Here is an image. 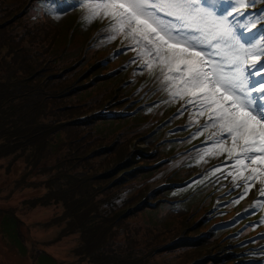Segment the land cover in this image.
I'll use <instances>...</instances> for the list:
<instances>
[{"label":"rangeland","instance_id":"1","mask_svg":"<svg viewBox=\"0 0 264 264\" xmlns=\"http://www.w3.org/2000/svg\"><path fill=\"white\" fill-rule=\"evenodd\" d=\"M45 1L50 5H46ZM57 2L59 0H0V67L7 65L24 81L40 75L45 87L60 88L53 98L46 101L47 110L55 115L48 117L58 120L57 123L63 121L76 131L73 134L64 131L61 139L63 147L75 151L81 159V167H71L70 159L65 158L71 180L70 185H66L59 168L55 166V159L65 156L63 147L57 151L49 150L39 160L29 161L22 156L0 160V264H56L57 261L58 264H84L79 258H73L74 251H70L77 243V235L61 231L64 219L59 216L63 206H69L73 198L90 202L93 191L94 194L109 195L106 199L108 204L104 203L102 207L110 206V203L122 209L126 205L142 204L149 198L155 202L152 206H159L163 205L159 201L169 188L174 194H183L185 190H196L204 183L209 190L205 186L201 189L212 194L204 205V196H198L180 205L167 204L156 210L148 209L143 214L144 221L157 223L161 218L170 216L164 222L167 227H162L161 231L166 236L178 235L185 226L188 228L199 222L205 211L202 206H211L208 202L211 200L216 206L214 219L207 220L202 231L210 232L215 220L223 224L242 213L247 219L232 225L235 229L243 226L241 232L235 233V242L225 241H231L229 234L233 230L222 232L218 234L219 239H215L224 242L223 246L232 252L234 260L242 258L246 264H261L264 253L252 251L254 247L259 251V242L264 241L257 234L260 228H256L261 219L257 217L255 226H252L254 221L250 223L249 220L253 218L244 211L247 205H261L253 215L262 213L264 216V211H261L264 198L257 197L259 181L252 187L255 190L248 192L247 200L239 201L240 196L236 195L244 188L233 184L227 170L223 169L222 178H210L213 172H205L216 171L214 164L216 167L233 164L227 161L226 154L201 160L205 149L211 147V141L202 142L216 129H201L203 135L197 131L206 121V117L196 115L198 106L186 104L185 100L171 99L164 82L140 67L143 60L130 63L136 55L135 51L124 47L128 42L122 37L108 39V23L104 19L88 23L84 19L87 9L83 5L72 10L65 7L61 13L53 14L51 8ZM50 12L53 16L48 14ZM33 39L37 46L30 44ZM5 40L8 45L4 44ZM12 47L15 54L11 51ZM59 48L65 52L61 59L53 57ZM58 73L61 74L60 80H56ZM70 85H73L70 90L61 91ZM107 110L119 112L117 114L124 112L127 116L120 117V121L103 122L101 118L107 119ZM71 118L77 120L73 125L69 121ZM134 147L142 148L143 155L137 156L136 150L133 153L136 159L128 162V166L133 168L123 173L127 176L125 183L129 184V188L123 189L118 198L105 190L110 185L106 184L100 172L107 167L105 163L113 164V157L117 165L122 164L127 151ZM105 152L112 154L104 156ZM31 162L35 167L29 164ZM138 164L147 170L132 175ZM209 167L211 169L207 170ZM51 179L57 183L51 193L53 200L51 203L42 202L37 196L42 195L45 184ZM64 189L68 190L64 193ZM155 197L158 199L154 200ZM234 200L239 202L233 203ZM73 206H77L75 201ZM79 206H84V203ZM8 213L21 220L17 225L14 219L15 227L11 231L3 224L5 216L9 217V222L5 221L7 225L14 218L6 215ZM221 219L226 220L222 222ZM137 220V217L131 218L124 226L135 231L136 227H140ZM246 222L248 227H244ZM195 230L191 228L190 235L198 234ZM9 232L11 235L20 232L22 239L12 236L11 240ZM144 233L146 235V230L142 229L140 234L135 235L142 236ZM117 239L121 240V236ZM194 249L176 247L159 254V264L194 261L198 257V250ZM248 251L253 255H249ZM44 253L49 257H45Z\"/></svg>","mask_w":264,"mask_h":264},{"label":"snow or ice","instance_id":"2","mask_svg":"<svg viewBox=\"0 0 264 264\" xmlns=\"http://www.w3.org/2000/svg\"><path fill=\"white\" fill-rule=\"evenodd\" d=\"M255 3L74 0L66 5L85 6L88 23L107 18L108 39L122 37L128 42L124 47L135 51L130 63L143 60L140 67L164 82L171 99L199 106L196 115L206 121L197 131L216 129L202 142L211 141V147L201 160L226 154L233 164L227 174L244 184L239 199L256 181L264 196V9L250 12Z\"/></svg>","mask_w":264,"mask_h":264},{"label":"trees","instance_id":"3","mask_svg":"<svg viewBox=\"0 0 264 264\" xmlns=\"http://www.w3.org/2000/svg\"><path fill=\"white\" fill-rule=\"evenodd\" d=\"M45 4L50 5L48 1H45ZM48 14L52 16L51 13ZM4 44L8 45L6 40ZM30 44L37 46L34 39L30 41ZM59 49L58 52H55L54 55L51 53V55L61 59L65 52L61 48ZM11 51L14 54L16 53L13 47ZM79 58L80 56H78L77 61ZM40 61L43 60L40 59ZM60 77L61 74L58 73L56 80H60ZM73 85L67 86L61 91L66 92ZM59 89L57 87H45L40 75L32 79L26 78V81H24L16 71L10 70L7 65L3 64L0 67V160L19 156L29 161L39 160L49 150L57 151L59 147H63L61 135L64 131H69L72 134L76 132L63 121L57 123L58 120H51L48 117L54 114L47 110L46 101L53 98V95ZM119 116L120 114H115V117L110 121H119ZM101 119V121L107 120L104 117ZM69 121L73 125L77 120L71 118ZM63 150L65 151V156H63V159L61 156H58L55 159V166L56 169L59 168L58 170L64 183L70 185L71 180L65 158L70 159L69 163L71 167H81V159L78 158L75 151L68 150L65 147H63ZM135 150L137 156L143 155L142 148L136 149L134 147L133 150L127 151L128 153L125 155L122 164L117 165L113 157V164L109 162L105 163L107 167L100 172L104 176L103 179L107 181L106 184L110 185L105 190L118 198H120L121 191L129 185L125 183L127 176L126 174L123 175V173H128L133 168L132 165L128 166V162L136 159V155H133ZM111 154L112 152H105L104 156H110ZM29 164L35 167L34 162ZM135 168V172H132V175H136L137 171L143 172L147 170L140 164L138 166L135 165ZM112 177L114 178L112 179ZM56 186L57 183L53 179L49 180L45 184V191L42 195L37 196V198L42 202L48 201L51 203L53 200L51 193L55 191ZM67 190L64 189L63 192L65 193ZM191 195L188 193L182 197L185 198ZM108 197L107 193L94 194L92 191L90 202L73 198L69 202V206H63V210L59 216L64 219L61 231L77 235V243L70 251H74L73 258H79L84 264H159V254L169 252L179 246L181 248H195L194 250H198V257L186 264H246L242 258L234 260L232 252L223 246L224 242L222 240H218V234L232 230L233 221L219 224V220H215V224L211 225L213 232L202 231L205 222L211 218L214 219L215 214H213L214 208L212 206H205V211L199 222L190 225V228L196 229L195 231L198 234L188 236V233H186L179 240H175L172 238L173 234L166 236L161 231L162 227H167L164 223L166 220H158L157 223H146L144 221L143 214L148 209L154 208L152 207L155 203L152 201L153 199L149 198V201L143 202L146 204L140 203L136 206L126 205L122 209L110 203V206L102 207V204H108L106 201ZM163 197L165 198H162L159 202L169 203L171 197H167L166 195H163ZM155 198L154 200L158 199V197ZM73 201L77 203V206H73ZM135 201L139 203V200L135 199ZM82 203H84V206H79ZM116 205L119 204L116 203ZM158 205L156 209L161 207V204ZM209 212L211 215L208 216ZM6 215L14 217H10L11 223L9 225L5 223L6 220L9 222V217L5 216L6 218H3L4 226L8 227L11 231L15 227L14 219L17 220V225L21 220L14 214L8 213ZM132 217H141L140 221H143L140 222V227H136L135 231H132L128 226H124L125 222ZM142 229L146 230V235L145 233L142 236L135 235V233L140 234ZM241 229H236L234 233L241 231ZM9 234L10 239L12 236L22 239L20 232L17 235L16 233L11 235L10 232ZM229 235L231 241H228V239L225 241L230 243L235 242L236 236H233V232ZM118 236H121V240L117 239ZM252 251L255 252L254 248ZM248 252L253 255L251 251ZM44 254L45 257H49L48 254ZM56 264H58V261Z\"/></svg>","mask_w":264,"mask_h":264}]
</instances>
